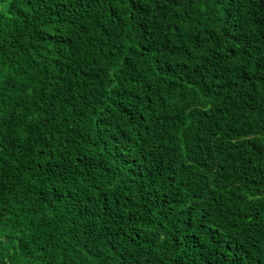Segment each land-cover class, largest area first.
I'll use <instances>...</instances> for the list:
<instances>
[{"label":"trees","instance_id":"trees-1","mask_svg":"<svg viewBox=\"0 0 264 264\" xmlns=\"http://www.w3.org/2000/svg\"><path fill=\"white\" fill-rule=\"evenodd\" d=\"M0 264H264V0H0Z\"/></svg>","mask_w":264,"mask_h":264}]
</instances>
